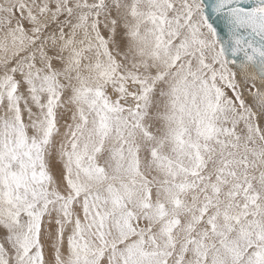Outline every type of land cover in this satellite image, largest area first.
I'll list each match as a JSON object with an SVG mask.
<instances>
[{
	"label": "snow or ice",
	"instance_id": "obj_1",
	"mask_svg": "<svg viewBox=\"0 0 264 264\" xmlns=\"http://www.w3.org/2000/svg\"><path fill=\"white\" fill-rule=\"evenodd\" d=\"M0 264H264V0H0Z\"/></svg>",
	"mask_w": 264,
	"mask_h": 264
}]
</instances>
